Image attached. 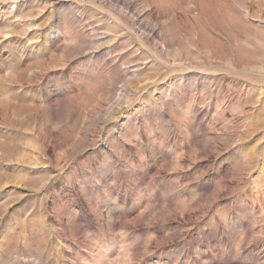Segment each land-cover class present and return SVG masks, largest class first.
<instances>
[{"label":"rangeland","instance_id":"374dc122","mask_svg":"<svg viewBox=\"0 0 264 264\" xmlns=\"http://www.w3.org/2000/svg\"><path fill=\"white\" fill-rule=\"evenodd\" d=\"M0 264H264V0H0Z\"/></svg>","mask_w":264,"mask_h":264}]
</instances>
